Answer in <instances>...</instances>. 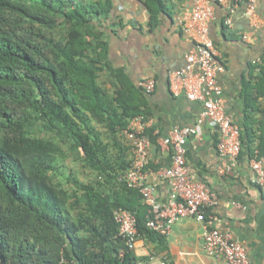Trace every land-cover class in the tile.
I'll return each instance as SVG.
<instances>
[{"label": "trees", "instance_id": "obj_1", "mask_svg": "<svg viewBox=\"0 0 264 264\" xmlns=\"http://www.w3.org/2000/svg\"><path fill=\"white\" fill-rule=\"evenodd\" d=\"M141 1L155 26L163 0ZM113 6L114 0H0V264H58L61 257L137 264L133 250L118 255L117 206L135 214L138 235L163 237L146 226L138 190L118 178L130 158L114 133L143 115V91L108 60L99 27ZM57 23L63 36L52 31ZM103 70L115 78L111 94L98 82ZM261 72L264 83V62ZM96 124L117 151L110 152ZM258 132L264 157V127ZM68 155L97 178L64 173Z\"/></svg>", "mask_w": 264, "mask_h": 264}, {"label": "crops", "instance_id": "obj_2", "mask_svg": "<svg viewBox=\"0 0 264 264\" xmlns=\"http://www.w3.org/2000/svg\"><path fill=\"white\" fill-rule=\"evenodd\" d=\"M233 0H229V3ZM155 26L149 25L150 14L141 0H114L109 17L102 20L104 38L108 42V60L122 69L137 87V81L154 77L155 88L142 94L141 109L146 122L145 132L151 139L147 167L156 169L170 164V151L161 138L174 125L196 122L202 104L183 93L169 90L168 74L184 64V54L192 43L182 33L179 18L194 0H163ZM231 23L228 5H216L209 21V34L224 69L218 73L225 108L241 128V149L235 164L224 173L218 172L227 160L216 149V126L208 119L199 131L186 141L185 160L188 171L204 181L216 194L217 203L205 211V223L229 229L243 241L253 264L264 257V182L252 180L250 160L258 142L257 134L264 127V83L261 66L264 62V0H256L255 14L246 13V0L234 2ZM246 33L248 37L242 38ZM98 82L109 94L114 89V76L100 72ZM123 136V135H122ZM124 138V137H123ZM130 158V150H127ZM155 195L164 201L168 194L166 180L150 177ZM232 200L245 209L231 204ZM203 222L193 217L180 218L162 239L138 235L133 250L137 264H222L219 258L206 254L203 248Z\"/></svg>", "mask_w": 264, "mask_h": 264}, {"label": "built area", "instance_id": "obj_3", "mask_svg": "<svg viewBox=\"0 0 264 264\" xmlns=\"http://www.w3.org/2000/svg\"><path fill=\"white\" fill-rule=\"evenodd\" d=\"M234 2L229 0H194L193 5L183 11L179 26L184 36L191 41V47L184 54V64L168 74L169 90L173 95L183 93L190 100H197L202 109L192 125H174L161 138V143L169 148L170 164L156 169L147 167L151 139L145 132L146 120L142 114L131 117L121 132L130 147V162L127 169L119 175L126 186L136 188L142 202L147 206L146 226L160 235H167L172 224L180 218L193 217L203 222V248L207 255L219 258L222 264H253L248 256L247 245L236 239L229 229L208 226L205 223V211L217 203V194L202 180L188 171L185 160L186 141L199 131L204 119L216 126V149L227 160L218 167L224 173L235 164L241 149V128L231 112L227 111L222 97V87L218 82V73L224 64L218 58L214 42L209 34V21L214 15L216 5H228L229 15L225 22L231 23ZM246 13L255 14L256 0H246ZM248 35L242 34L246 39ZM144 92L155 88L154 77H145L137 81ZM253 170L252 180L258 184L264 182V157L253 151L250 160ZM166 180L168 194L164 201L155 195V185L150 177ZM231 204L245 209V205L232 200ZM113 219L122 237L123 248L118 252L134 250L138 231L135 214L128 208L117 206L113 210ZM78 264L61 257L58 264ZM160 264H164L161 262ZM264 264V257L260 263Z\"/></svg>", "mask_w": 264, "mask_h": 264}, {"label": "rangeland", "instance_id": "obj_4", "mask_svg": "<svg viewBox=\"0 0 264 264\" xmlns=\"http://www.w3.org/2000/svg\"><path fill=\"white\" fill-rule=\"evenodd\" d=\"M52 31H53V33H56L59 36H63L64 27L57 23ZM98 78H101L100 73H99ZM96 127H98V129L103 131L101 133V137H102L103 141L109 142L108 149L110 150V152L112 153V152L117 151V147L115 145H113L112 139L109 138V135H108L109 132L108 133L104 132L105 128L103 126H101V124H96ZM114 136L117 139H119V141L122 142L125 146H127V150H130V147L128 146V142L122 136V132H120V131L115 132ZM61 169L64 171V173H67V171L70 169L72 172V177H74L78 180L93 182L95 180V178H97L95 171L87 168L82 163V160H80L78 158H73L72 155H68V157L64 160V163L62 164ZM61 180H62L63 184L65 185V187L72 188V184L70 182L65 181L64 177H61Z\"/></svg>", "mask_w": 264, "mask_h": 264}]
</instances>
